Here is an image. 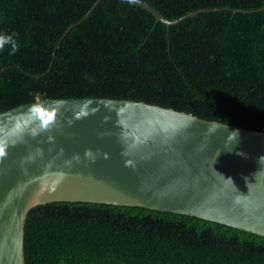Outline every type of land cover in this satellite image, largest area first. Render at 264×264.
Returning a JSON list of instances; mask_svg holds the SVG:
<instances>
[{
    "label": "trees",
    "instance_id": "trees-1",
    "mask_svg": "<svg viewBox=\"0 0 264 264\" xmlns=\"http://www.w3.org/2000/svg\"><path fill=\"white\" fill-rule=\"evenodd\" d=\"M0 0V113L39 99L144 101L264 131V0ZM201 11V12H200ZM25 264H264V237L139 206L30 210Z\"/></svg>",
    "mask_w": 264,
    "mask_h": 264
},
{
    "label": "water",
    "instance_id": "water-1",
    "mask_svg": "<svg viewBox=\"0 0 264 264\" xmlns=\"http://www.w3.org/2000/svg\"><path fill=\"white\" fill-rule=\"evenodd\" d=\"M136 4L167 27L197 13L168 20ZM33 105L54 114L46 129L31 118ZM0 138L9 144L0 159V264H25L28 213L59 201L168 211L264 237V131L144 101L47 98L1 112Z\"/></svg>",
    "mask_w": 264,
    "mask_h": 264
},
{
    "label": "clouds",
    "instance_id": "clouds-1",
    "mask_svg": "<svg viewBox=\"0 0 264 264\" xmlns=\"http://www.w3.org/2000/svg\"><path fill=\"white\" fill-rule=\"evenodd\" d=\"M129 4H136L138 0H127ZM18 33H11V34H0V51L5 49V46H10V55H14L19 50V43L16 39ZM31 118L34 120H38L40 122V127L42 129H46L51 122L54 120V114H49L44 111L41 106L33 105L30 109ZM21 127L20 123L18 122L16 128L19 129ZM35 134V133H33ZM240 133L239 130H233L229 134V140H234L239 137ZM9 144L6 139L0 138V159L4 158L7 155V148ZM261 164H264V156L258 158ZM242 194L237 196V200L241 198Z\"/></svg>",
    "mask_w": 264,
    "mask_h": 264
}]
</instances>
